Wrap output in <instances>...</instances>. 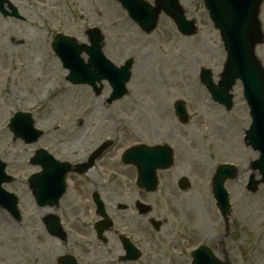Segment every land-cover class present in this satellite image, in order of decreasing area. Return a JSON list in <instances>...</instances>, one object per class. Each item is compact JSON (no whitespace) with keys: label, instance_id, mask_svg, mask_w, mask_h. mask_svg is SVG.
Returning <instances> with one entry per match:
<instances>
[{"label":"rangeland","instance_id":"374dc122","mask_svg":"<svg viewBox=\"0 0 264 264\" xmlns=\"http://www.w3.org/2000/svg\"><path fill=\"white\" fill-rule=\"evenodd\" d=\"M10 1L27 20L0 12V159L13 176L3 186L19 198L20 221L0 207V264H59L64 254L80 264H191V252L200 244L232 264H264V184L254 192L247 187L252 174L256 180L261 174L252 164L259 152L245 142L251 115L242 84L234 87V105L227 111L200 80L201 69L209 67L218 81L226 60L224 42L204 0H181L198 24L191 36L182 34L165 13L160 28L147 34L118 0ZM261 20L264 29V1ZM95 26L104 34L101 48L112 62L122 65L134 58L128 92L113 102L107 101L112 91L107 81L99 94L88 84L70 82L69 70L52 48L60 32L90 44L86 31ZM17 35L28 36L32 47L20 48L13 41ZM256 54L264 65V43ZM82 56L88 60L87 54ZM51 60L58 74L48 68ZM36 76L52 86L42 91L32 80ZM177 100L187 104L186 123L175 114ZM18 111L29 112L34 127L44 131L37 141L25 142L10 130L9 121ZM103 142L109 146L96 169L71 171L59 206L36 204L29 177L41 170L31 162L37 149L83 165ZM154 142L169 143L175 162L158 171V187L148 192L138 186L136 166L122 156L131 146ZM222 161L238 167L226 182L232 202L227 220L213 193L212 177ZM182 176L190 180L187 190L178 185ZM95 191L114 220L107 243L94 229L99 219ZM137 200L152 210L139 214ZM49 211L61 216L68 231L65 239L48 232L43 218ZM152 218L160 227L151 224ZM121 235L141 249L138 260L120 259Z\"/></svg>","mask_w":264,"mask_h":264},{"label":"water","instance_id":"95a60500","mask_svg":"<svg viewBox=\"0 0 264 264\" xmlns=\"http://www.w3.org/2000/svg\"><path fill=\"white\" fill-rule=\"evenodd\" d=\"M6 0H0V9H4ZM128 10L131 17L143 25L144 28H152L159 13L164 10L171 15L183 33L191 34L196 30L195 21L185 16L179 0H155L156 6L152 7L145 0H120ZM210 16L217 28L220 29L226 50L227 61L222 72L219 84L213 80L210 69L202 70L201 79L211 91L213 98L228 109L233 106V93L230 92L237 79H241L244 85L245 98L251 108L253 121L246 131V140L255 149L260 151V158L253 165L262 174L261 180H256L252 175L249 188L256 190L258 184L264 182V68L257 59L255 47L264 39L259 20V6L262 0H205ZM14 14L17 11L14 10ZM92 45L83 46L75 42V39L65 35H58L53 42V48L60 56L65 67L70 69L68 79L74 83H89L94 86L96 92H100L103 84L97 85L103 79H107L113 86V93L109 101L122 97L126 91V83L130 78V68L133 59H129L125 65L118 67L106 58L102 51L101 41L103 36L96 28L91 29ZM87 52L90 56L86 63L81 54ZM176 110L182 119H187V109L183 101L176 102ZM11 129L17 136L26 141H35L40 131L33 127V120L29 113L17 112L10 122ZM102 148H99V152ZM96 152V153H97ZM124 160L135 163L139 169L138 183L153 191L157 185L156 171L158 168L168 167L173 163V150L167 146L140 145L129 149ZM32 161L41 164L43 169L30 177V185L37 203L41 206L57 204L65 191V174L70 169L68 162L57 160L46 149H39ZM233 165L224 164L218 169L214 177V193L219 208L223 215L229 211L230 204L228 192L224 182L228 177L235 176ZM12 177L5 173V163L0 160V205L8 209L15 217L20 213L17 207L18 197L2 187L3 182H9ZM182 186H187V181H182ZM94 199L98 204V212L106 220H101L96 227L101 235L111 225L108 219L104 203L99 194L95 193ZM140 212L150 210L149 206L138 203ZM126 207L125 205L122 206ZM48 230L57 236L64 237V233L55 215H49L45 219ZM159 226V222H154ZM124 247L127 251L126 259H136L140 251L126 237L122 236ZM192 264H230L220 260L211 248L201 246L193 252ZM61 264H78L71 255L61 257Z\"/></svg>","mask_w":264,"mask_h":264},{"label":"bare ground","instance_id":"6f19581e","mask_svg":"<svg viewBox=\"0 0 264 264\" xmlns=\"http://www.w3.org/2000/svg\"><path fill=\"white\" fill-rule=\"evenodd\" d=\"M28 38L29 37L26 36V35L25 36L24 35H17V36H14L13 41L15 43H17L20 48L24 49V48L32 47L30 45L31 40H29ZM37 57H39V55ZM48 68L52 69V71H54L57 74L59 72V68L56 65L54 60H51L50 62H48ZM33 73H34V71L32 72V74ZM138 75H139V73H137L136 77H138ZM32 80L37 82V86L38 87L42 86V88H40L42 91H46L52 86V82L51 81H47L46 83H43L44 79L42 77H40V76L39 77L36 76V78H32ZM93 110H97V109L93 108ZM0 113L3 114V111L1 110ZM91 128H93V126ZM1 134H5V132L2 131Z\"/></svg>","mask_w":264,"mask_h":264}]
</instances>
